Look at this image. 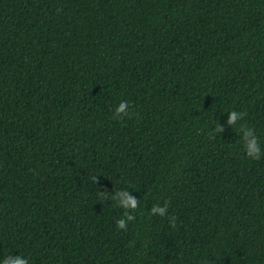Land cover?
Wrapping results in <instances>:
<instances>
[{
  "label": "trees",
  "instance_id": "trees-1",
  "mask_svg": "<svg viewBox=\"0 0 264 264\" xmlns=\"http://www.w3.org/2000/svg\"><path fill=\"white\" fill-rule=\"evenodd\" d=\"M233 110L244 115L229 125ZM241 125L260 159L245 156ZM119 190L138 200L124 229ZM9 254L264 264V0H0Z\"/></svg>",
  "mask_w": 264,
  "mask_h": 264
},
{
  "label": "clouds",
  "instance_id": "clouds-1",
  "mask_svg": "<svg viewBox=\"0 0 264 264\" xmlns=\"http://www.w3.org/2000/svg\"><path fill=\"white\" fill-rule=\"evenodd\" d=\"M128 108V102L122 100L115 107L114 115L121 116L127 114ZM243 115V113L234 110L229 111L227 123L229 125H236L237 122L243 118ZM217 131H221V128H217ZM240 131L242 133L241 139L243 140L245 156L253 160L260 159L262 150L255 131L251 127H244L243 125L240 126ZM93 179L95 181L96 177H94ZM109 198L112 200H116L117 198L119 199V207L124 209L125 211L124 215L117 220L116 226L118 229L126 228L129 222L135 220V216L132 214V211H134L138 207L137 198L132 196L128 190L116 191ZM149 211L151 214L163 216L166 212V205H153V207ZM0 264H28V260L26 257L20 254L16 256L9 254L6 257L0 258Z\"/></svg>",
  "mask_w": 264,
  "mask_h": 264
}]
</instances>
